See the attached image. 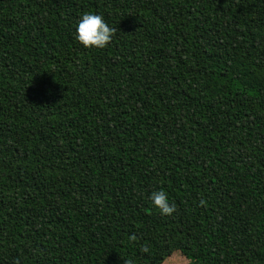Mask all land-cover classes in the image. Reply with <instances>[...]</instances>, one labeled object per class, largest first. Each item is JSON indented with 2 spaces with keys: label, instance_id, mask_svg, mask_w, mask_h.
<instances>
[{
  "label": "trees",
  "instance_id": "trees-1",
  "mask_svg": "<svg viewBox=\"0 0 264 264\" xmlns=\"http://www.w3.org/2000/svg\"><path fill=\"white\" fill-rule=\"evenodd\" d=\"M172 250L264 264V0H0V264Z\"/></svg>",
  "mask_w": 264,
  "mask_h": 264
},
{
  "label": "clouds",
  "instance_id": "clouds-1",
  "mask_svg": "<svg viewBox=\"0 0 264 264\" xmlns=\"http://www.w3.org/2000/svg\"><path fill=\"white\" fill-rule=\"evenodd\" d=\"M116 29L112 27L101 14L84 12L75 24L74 38L84 48L103 49L112 40ZM149 200L151 206L161 215H170L175 211V204L170 203L167 193L162 189L153 190ZM124 264H134L132 259ZM161 264H191L186 257L172 250L169 254H162Z\"/></svg>",
  "mask_w": 264,
  "mask_h": 264
},
{
  "label": "rangeland",
  "instance_id": "rangeland-1",
  "mask_svg": "<svg viewBox=\"0 0 264 264\" xmlns=\"http://www.w3.org/2000/svg\"><path fill=\"white\" fill-rule=\"evenodd\" d=\"M180 253V252H179ZM181 254V253H180Z\"/></svg>",
  "mask_w": 264,
  "mask_h": 264
}]
</instances>
